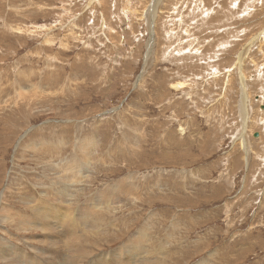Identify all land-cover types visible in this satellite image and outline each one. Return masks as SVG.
Wrapping results in <instances>:
<instances>
[{
	"label": "rangeland",
	"instance_id": "374dc122",
	"mask_svg": "<svg viewBox=\"0 0 264 264\" xmlns=\"http://www.w3.org/2000/svg\"><path fill=\"white\" fill-rule=\"evenodd\" d=\"M1 198L0 264H264V0H0Z\"/></svg>",
	"mask_w": 264,
	"mask_h": 264
},
{
	"label": "bare ground",
	"instance_id": "6f19581e",
	"mask_svg": "<svg viewBox=\"0 0 264 264\" xmlns=\"http://www.w3.org/2000/svg\"><path fill=\"white\" fill-rule=\"evenodd\" d=\"M246 103V102H245ZM77 139V138H76ZM86 139V138H85ZM84 140V139H83ZM79 141V140H78ZM81 143V142H80ZM33 144V143H32ZM35 145V144H34ZM39 145V144H38ZM79 145V144H78ZM30 146V145H29ZM37 146V145H36ZM85 146V145H84ZM75 147H76V145H75ZM28 148V147H27ZM86 148V147H85ZM74 149V148H73ZM95 149V148H94ZM84 151V150H83ZM87 151V150H86ZM86 151H84V153H86ZM94 152V151H93ZM86 155V154H85ZM35 156V155H34ZM86 157V156H85ZM90 157V156H89ZM100 158H101V156H100ZM75 159H77V158H75ZM85 160V159H84ZM63 163V162H62ZM77 163V165L78 166H81L82 164L80 163V161H79V163L78 162H76ZM62 167H64V166H62ZM65 168V167H64ZM67 169H69L70 170V168H67ZM67 169L65 170L66 172H67ZM54 170V169H53ZM61 170V169H60ZM63 170V169H62ZM79 169H75V172H77ZM64 171V170H63ZM59 172V171H58ZM70 173V172H69ZM60 174V173H59ZM64 174H66L67 175V173H64ZM66 175H64V177H67ZM73 176V175H72ZM69 177V176H68ZM74 177H76V176H74ZM46 179H48V177L46 178ZM67 179H70V178H67ZM76 179V178H75ZM50 181V180H49ZM61 181V180H60ZM68 181V180H67ZM64 182V181H63ZM60 183V182H59ZM44 184V183H43ZM73 191H71V193H72ZM43 193V192H42ZM50 194V193H49ZM44 195V194H43ZM48 195V194H47ZM49 196V195H48ZM71 196H73V195H71ZM2 199V200H1ZM0 199V222L1 223H5L6 221H9V220H14L13 219V217L14 216H12V214H10L9 213V210H7L6 208H4V199L5 198H1ZM118 199V198H117ZM37 201V200H36ZM7 204V203H6ZM29 204V203H28ZM92 204V203H91ZM35 205V204H34ZM97 205V204H96ZM27 206H31L30 204L29 205H27ZM37 206H38V204H37ZM95 206V205H94ZM33 207V206H32ZM36 207V206H35ZM35 207H34V209H35ZM43 207V206H42ZM93 207V206H92ZM45 208H46V206H45ZM28 209H32V208H28ZM48 209H49V207H48ZM89 208H87V209H85V210H88ZM35 212V211H34ZM64 212V211H63ZM65 212H67L68 213V215L69 214H71L70 212L71 211H69L68 212V208H67V210L65 211ZM16 213H18V211L16 212ZM37 213V212H36ZM39 213V212H38ZM41 213H42V215L44 216V217H52L53 218V220L56 218V219H58V223L59 224H62V223H66V222H63L64 221V219H65V217H66V214H58V213H62V212H59L58 210H52L51 209V211L50 210H47V209H44V208H42V210H41ZM90 213H92V211H90ZM93 213H94V211H93ZM96 213V212H95ZM14 215H16V214H14ZM24 215V214H23ZM26 215V214H25ZM83 215V214H82ZM87 215L89 216V214L86 212V217H87ZM94 215V214H93ZM20 216V215H19ZM18 216V217H19ZM35 216V215H34ZM37 216H39V215H37ZM72 216V215H71ZM16 217V216H15ZM21 217V216H20ZM41 217V216H40ZM43 217V218H44ZM70 217V216H69ZM81 217V216H80ZM90 217V216H89ZM93 217V216H92ZM36 219V218H35ZM72 219V218H71ZM78 219H81V218H78ZM43 220V219H42ZM74 220V219H73ZM25 221H27V219H25ZM80 221V220H79ZM89 221V220H88ZM17 222V221H16ZM22 221H20V223H21ZM24 222V221H23ZM37 222V221H36ZM35 222V223H36ZM45 222H47V221H45ZM51 222H54V221H51ZM86 220H84L83 222H81V223H83V224H85V225H87V224H89V223H87L86 224ZM27 223H30L31 224V222H28L27 221ZM35 223H34V225H35ZM42 223V222H41ZM55 223V222H54ZM92 223V222H91ZM96 223V222H95ZM102 223V222H101ZM19 224V223H18ZM22 224V223H21ZM7 225V224H6ZM45 225V224H44ZM52 225H53V223H52ZM51 225V227H53ZM55 225H57L58 226V224H55ZM97 225V224H96ZM8 226V225H7ZM23 226H25V225H23ZM36 226V225H35ZM40 226V225H39ZM84 226V225H83ZM46 227V226H45ZM51 227H49V228H51ZM18 228V227H17ZM43 228H44V226H43ZM47 228V227H46ZM46 228H44V229H46ZM86 228H88V227H86ZM93 228V227H92ZM101 228V227H100ZM83 229H85V227L83 228ZM23 230V229H22ZM20 231V230H19ZM27 231V230H26ZM25 231V232H26ZM71 231V230H70ZM43 232V231H42ZM79 232H81V231H79ZM70 234V233H69ZM72 234V233H71ZM43 235V234H42ZM94 238V237H93ZM49 242H50V240H49ZM8 243V242H7ZM55 243L54 242H50V245L51 246H53ZM65 244V243H64ZM12 247V246H11ZM4 248H6V247H4ZM133 252H131V258H130V260L128 259H126L127 260V262H126V264L128 263H130V264H144V262L147 264V261H149L148 259V256H149V254L150 253H148L147 255H144L143 253H142V247H139V248H136L135 249V247H133V246H130L129 247ZM14 249V248H13ZM12 249V250H13ZM43 250V249H42ZM144 251H148V250H145V249H143ZM0 252H2V253H0V255H2V256H6L7 254H6V252L5 251H3V250H0ZM23 252V251H22ZM85 253V252H84ZM21 254V253H20ZM137 254V259H134L132 256L133 255H136ZM152 255V254H151ZM8 256V255H7ZM21 256V255H20ZM82 256V255H81ZM1 257V256H0ZM135 257V256H134ZM2 258V257H1ZM21 258H22V260L25 258L26 259V257H23V256H21ZM40 258V257H39ZM24 259V260H25ZM69 259H70V257H69ZM72 259V258H71ZM70 259V260H71ZM155 259V258H154ZM153 259V260H154ZM31 260V259H30ZM45 261V260H44ZM103 261H104V259H103ZM32 262V261H31ZM31 262H30V264H31ZM38 262V261H37ZM47 262V261H46ZM53 262H54V260H53ZM53 262H52V264H53ZM70 262H73V259L70 261ZM27 263V262H26ZM29 263V262H28ZM34 263V262H33ZM49 263V262H48ZM125 263V262H124ZM37 264V263H36ZM66 264V263H65Z\"/></svg>",
	"mask_w": 264,
	"mask_h": 264
}]
</instances>
